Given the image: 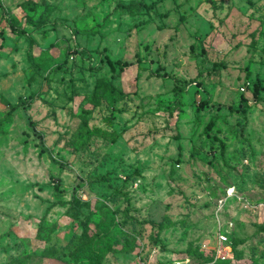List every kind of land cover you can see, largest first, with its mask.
<instances>
[{
	"label": "rangeland",
	"instance_id": "374dc122",
	"mask_svg": "<svg viewBox=\"0 0 264 264\" xmlns=\"http://www.w3.org/2000/svg\"><path fill=\"white\" fill-rule=\"evenodd\" d=\"M0 2V264H264V0Z\"/></svg>",
	"mask_w": 264,
	"mask_h": 264
},
{
	"label": "trees",
	"instance_id": "16d2710c",
	"mask_svg": "<svg viewBox=\"0 0 264 264\" xmlns=\"http://www.w3.org/2000/svg\"><path fill=\"white\" fill-rule=\"evenodd\" d=\"M0 4H1V2H0ZM119 6L123 7L124 9H127L128 11H136V10H139L142 7H144L145 4L142 1H139V2L130 1L128 4H119ZM10 29L13 33H17L20 35L24 34V31L22 29H17L14 25H11ZM42 52H43V56H42V59H43L44 57L48 56L49 49L47 48V49L43 50ZM110 64H111L112 68H114L113 63L111 61H110ZM129 64L130 63L127 61L119 62V67H120L121 71H123V69ZM163 75H165V74H163ZM261 89L264 90V87H261L260 84L254 85V96L257 97L258 101L260 100L259 91ZM124 95H125V93L121 89H119L113 81L110 80V81H107L104 83L103 82L97 83L95 86V89L91 93L90 97H91V100L94 102V104L98 105L102 99H105L112 105V104L116 103L118 99H121ZM25 105H26L25 102H22V103H19L16 105H12L10 110L6 113V115L0 118V133H4L5 132L4 127L6 125H8L10 122H12L14 111L17 108H22V113L27 120V125L30 128L31 133L34 136V139L37 141V145L40 148V151L42 153H48L52 162L57 163L61 167L66 168L67 165L64 162H59L50 153L49 148L45 145L43 134L36 129L35 123L31 120V118L28 116V114L26 112ZM214 124H215V120H211V122L208 124L206 129H212ZM92 134H99L102 136H107L111 139H115L117 137L116 132H111V131L104 130L101 128H96L95 130L89 128L87 123L85 122V119H84L82 126L80 127V129L78 130V132L75 135L76 142L74 143V148L79 149L82 146H84ZM219 141H220L222 149H223L225 147V143L222 142L221 140H219ZM76 179H77L78 185L85 182V180L77 174H76ZM75 199H76V196H75V193H73V196L71 199L73 206L77 205ZM261 229L264 231V226L261 227ZM229 236H230V234H229ZM230 239H231V236H230ZM231 243H232V241H231ZM86 249L90 251V254H89L90 258L95 259L97 257L98 252L95 250V248L91 244H89ZM87 250H85V251H87ZM196 251L197 250H192L191 245H189V247L186 250L185 259H188V258L191 259L192 258L191 255H193L194 253H197ZM74 257L77 259V254L74 255ZM205 259H208L209 261L213 260V256L211 255V252H210V254L205 255ZM231 261L232 260H222L220 262L221 263H227V262H231ZM156 264H168V263L158 262Z\"/></svg>",
	"mask_w": 264,
	"mask_h": 264
},
{
	"label": "built area",
	"instance_id": "2783aa9c",
	"mask_svg": "<svg viewBox=\"0 0 264 264\" xmlns=\"http://www.w3.org/2000/svg\"><path fill=\"white\" fill-rule=\"evenodd\" d=\"M227 193L228 195H231L233 189L230 188ZM222 202L223 200L220 201V206L222 205ZM229 225H232V223ZM211 255L213 256L214 261L233 260L235 258L230 236L224 229L218 232L217 242L211 250ZM189 261L190 259L188 258L182 261H175L173 264H189Z\"/></svg>",
	"mask_w": 264,
	"mask_h": 264
}]
</instances>
